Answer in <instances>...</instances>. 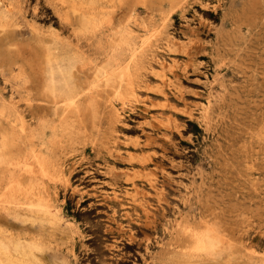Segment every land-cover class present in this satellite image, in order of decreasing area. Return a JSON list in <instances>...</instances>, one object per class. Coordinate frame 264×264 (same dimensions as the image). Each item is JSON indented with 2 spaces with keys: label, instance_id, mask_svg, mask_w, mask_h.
<instances>
[{
  "label": "rangeland",
  "instance_id": "1",
  "mask_svg": "<svg viewBox=\"0 0 264 264\" xmlns=\"http://www.w3.org/2000/svg\"><path fill=\"white\" fill-rule=\"evenodd\" d=\"M9 180L0 264H264V0H0Z\"/></svg>",
  "mask_w": 264,
  "mask_h": 264
},
{
  "label": "bare ground",
  "instance_id": "2",
  "mask_svg": "<svg viewBox=\"0 0 264 264\" xmlns=\"http://www.w3.org/2000/svg\"><path fill=\"white\" fill-rule=\"evenodd\" d=\"M58 89H54L53 92H56ZM63 94H65L64 90H60ZM68 100L72 103L73 102V98L68 97ZM35 162L37 165V170H38V174H40L41 176H52V172H56L58 170V168L53 165L51 166L50 161L44 159L41 156H35ZM25 171L26 173H28L29 175L32 174V169L29 166H24V168L22 169V171ZM10 172L13 174L15 173L14 170H10ZM29 178H32V176L30 175ZM23 191V187L21 186V184L19 182L14 183L13 180H9V183L5 186L0 188V196L3 198V200H5V202H11L14 203L16 201V198H18L21 193ZM17 203H20V200L17 201ZM42 208H45L46 213L52 218V219H59L60 217L58 216V210L55 208L54 210H50L48 207L45 206H41ZM206 243L204 241L200 242V246L201 247H206L205 246ZM199 246V247H200ZM200 247V248H201Z\"/></svg>",
  "mask_w": 264,
  "mask_h": 264
}]
</instances>
